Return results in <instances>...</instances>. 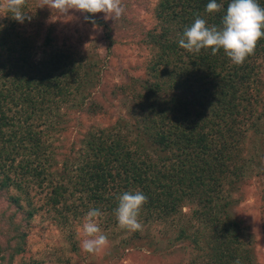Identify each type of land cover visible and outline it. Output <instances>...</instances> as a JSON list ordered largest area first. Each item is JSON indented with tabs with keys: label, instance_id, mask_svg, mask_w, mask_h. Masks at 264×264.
<instances>
[{
	"label": "trees",
	"instance_id": "obj_1",
	"mask_svg": "<svg viewBox=\"0 0 264 264\" xmlns=\"http://www.w3.org/2000/svg\"><path fill=\"white\" fill-rule=\"evenodd\" d=\"M209 2L159 0L155 11L160 30L149 33L157 49L153 68L185 94L170 102L161 100L153 115H145L149 139L125 136L116 126L90 131L79 148L78 154L86 157L75 185L64 165L54 167V139L41 125L64 130L70 119L65 121L62 115L83 104L80 60L75 52L52 50L51 42L45 41L50 53L36 62L31 46L24 43L23 28L5 23L0 46V189L15 186L21 195L14 202L26 199L29 206L34 201L31 189H46V204L60 213L66 210L67 216L79 210L77 199L68 203L79 193L94 202L96 210L113 217L120 195L141 191L147 202L138 220L148 223L182 214L185 205L196 203L192 213L209 235L211 245L205 251L210 262L248 264L239 227L231 218V194L236 180L243 178L241 162L248 160L241 151L255 125L245 126V120L253 113L247 106L257 88L254 76L257 59L264 58V38L241 65L234 64L223 49L216 55L210 48L199 53L182 49L179 39L197 17L208 26H221L231 0H217L222 7L213 13L205 10ZM258 3L264 7V0ZM84 16L88 23L107 28L96 14ZM189 99L194 100L192 106ZM44 118L49 123L39 124ZM28 210V216L34 217L39 209ZM9 224L4 232L25 239L18 225ZM22 242L20 238L12 245V256L24 252ZM0 254L7 253L0 249Z\"/></svg>",
	"mask_w": 264,
	"mask_h": 264
},
{
	"label": "rangeland",
	"instance_id": "obj_2",
	"mask_svg": "<svg viewBox=\"0 0 264 264\" xmlns=\"http://www.w3.org/2000/svg\"><path fill=\"white\" fill-rule=\"evenodd\" d=\"M158 2L122 0L125 11L120 18L106 19L104 13L96 14L104 19L107 28L88 23L84 13L75 10L67 17L58 16L47 7L39 8L38 0H27L23 11L30 20L23 23L14 20L11 13L0 12V46L4 34L1 29L5 23L14 22L23 28V36L27 38L24 43L31 46L36 62L50 53L45 41L51 42L50 49H68L80 60L83 104L62 115L65 121L70 119L64 130L41 125L47 134L51 132L50 140L54 139V167L64 165L70 173L68 180L72 177L74 185L82 157H86L78 154L79 148L90 131L116 126L123 129L125 136L133 134L131 138L149 139L143 121L145 115H153L161 100L170 102L185 94L153 68L157 49L149 33L160 30L155 11ZM257 64L254 78L258 89H254L251 104L247 106L253 113L245 120V126H255L247 133L243 154L241 151L248 160L241 162L243 178L232 187L234 204L230 209L244 243L242 248L249 257L248 264H264V58L259 57ZM156 83L162 85L154 88ZM189 100L192 106L194 100ZM38 123L49 120L44 118ZM31 192L34 201L29 206L26 199L14 202V197L21 195L15 186L0 189V249L1 253H7L5 257L0 254V264H212L205 251L211 245L209 235L201 229L203 223H196L192 213L198 207L196 203L185 205L182 214L167 220L139 221L142 227L137 231L121 229L115 215L100 211L102 215L97 222L108 244L88 253L81 248L85 238L82 224L88 211L95 209V203L77 193L68 203L77 199L75 205L79 210L75 215L70 211L67 216L66 210L60 213L46 204V189H31ZM34 206L39 210L29 217L28 209ZM10 221L12 226L21 228L26 242L20 236L4 232ZM20 238L24 252L12 256V245H17Z\"/></svg>",
	"mask_w": 264,
	"mask_h": 264
},
{
	"label": "clouds",
	"instance_id": "obj_3",
	"mask_svg": "<svg viewBox=\"0 0 264 264\" xmlns=\"http://www.w3.org/2000/svg\"><path fill=\"white\" fill-rule=\"evenodd\" d=\"M26 4L27 0H0V12L11 13L14 20L23 23L30 20L23 11ZM38 4L39 8L47 7L62 17L75 10L93 15L104 13L106 19L116 20L125 11L122 0H38ZM221 7L217 0H210L205 10L213 13ZM261 38H264V7L258 0H231L221 26H208L204 19L197 17L190 27L185 28L179 46L192 53L210 48L212 55L223 49L234 64L241 65L254 53ZM118 202L115 210L118 226L129 231L140 230L142 225L138 217L147 197L141 191H126L118 197ZM101 215L99 210L92 209L84 217L82 232L85 238L81 241V248L85 252H97L108 244V238L97 222ZM235 264H240L239 260Z\"/></svg>",
	"mask_w": 264,
	"mask_h": 264
}]
</instances>
